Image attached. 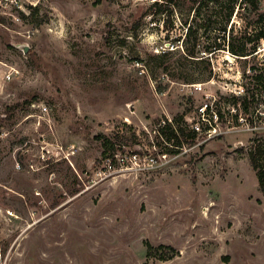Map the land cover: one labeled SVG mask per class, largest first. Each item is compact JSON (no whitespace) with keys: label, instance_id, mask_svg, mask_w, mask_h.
<instances>
[{"label":"rangeland","instance_id":"obj_1","mask_svg":"<svg viewBox=\"0 0 264 264\" xmlns=\"http://www.w3.org/2000/svg\"><path fill=\"white\" fill-rule=\"evenodd\" d=\"M154 1L0 0V264H264V192L248 160L264 142L251 80L264 0L229 18L240 0H175L163 12ZM228 35L256 51L232 54ZM180 114L177 144L157 125ZM119 145L169 159L98 175Z\"/></svg>","mask_w":264,"mask_h":264},{"label":"trees","instance_id":"obj_2","mask_svg":"<svg viewBox=\"0 0 264 264\" xmlns=\"http://www.w3.org/2000/svg\"><path fill=\"white\" fill-rule=\"evenodd\" d=\"M174 1L175 0H160L157 1L155 0L150 6L155 8L157 10V12H163L166 10V8H169L171 10V5H174ZM197 1V0H195ZM205 1V0H204ZM213 1H217V0H207V2H213ZM232 1V0H230ZM251 4L252 8L254 10H259V1L255 0H240L235 1L234 3H232V6L229 10L228 13V18L230 17L234 7L237 5L238 8H242L245 9L247 5ZM204 5H206V3L204 2ZM199 4L197 5V7L195 8V13L197 16H199L200 14V9H198ZM169 10V11H170ZM257 24L259 23L260 26L258 27V30L256 31L254 37L255 40H260V39H264V28L263 26H261V24L264 25V11H259L258 15H257V19H256ZM209 25V22L204 23L203 27L206 29ZM200 29V23L196 22V23H189L186 31H185V38H186V43L188 40L191 41H196V36H194V38H192L193 35H195L198 30ZM225 31V27L222 29ZM223 37L225 36V34L222 35ZM242 43L240 46H235V38L234 36L229 37L228 35V41H227V47L228 50L237 56H247V55H253V53L256 51V45H249L250 43V38L248 37H241ZM194 43H197L194 42ZM196 45V44H195ZM218 43H214L213 45V50L219 49L218 47ZM206 50L210 51V47H206ZM187 55L189 56H194L195 52L192 50H187ZM252 70V74H251V80L253 82V84L260 89L261 94H263L264 97V62L262 63V65L260 67H251ZM238 99H241L242 102V108L246 111L247 110V104H246V98H247V92H244V94L242 95H238L237 96ZM220 114V113H219ZM221 116V115H220ZM183 118V114H180L179 116L175 117L174 123H165L163 126H161L159 124V126L157 127V132L160 136L165 135L167 139H170V137H167V135H170L172 138H174L176 140V143L178 144V138L181 134H183V130L181 127L179 126H175L174 124H178V121H180ZM188 136H194V133L192 132V134H189ZM97 139H103V144H105V146L107 147V151L112 149L114 147V142L110 139V138H106L103 135H98L96 137ZM264 143V142H263ZM263 143H258L257 145H254V147L252 149L249 150L248 152V160L252 166V168L256 171L257 174V178H258V186L259 189L261 191L264 192V145ZM171 151H173V149H170ZM165 246L160 245L159 247H157L156 249L152 248L151 245L147 244V252H151V250H153V252H157L158 249H164ZM149 254V253H148ZM162 259H165L164 257Z\"/></svg>","mask_w":264,"mask_h":264},{"label":"built area","instance_id":"obj_3","mask_svg":"<svg viewBox=\"0 0 264 264\" xmlns=\"http://www.w3.org/2000/svg\"><path fill=\"white\" fill-rule=\"evenodd\" d=\"M9 77V75L7 76ZM195 88L200 89V86L194 85ZM207 103L203 104L199 110L201 112L202 118L206 115ZM42 113H46L47 109L45 106L41 108ZM212 116L216 117V113L212 111ZM207 115H210L207 113ZM209 122V120H208ZM169 123H172L169 121ZM161 126L165 124V121L159 123ZM159 124L157 126H159ZM194 130L199 131L200 128L196 126ZM209 136L216 132V127L209 123V127L206 129ZM111 153L105 155L101 159V167L98 169L97 174L103 176L110 175H121L124 173H143L144 171H149L158 168L159 166L165 164L167 159H169L168 153L166 151H161L157 155L152 153H140L136 150H125V147H117ZM12 215V212H8Z\"/></svg>","mask_w":264,"mask_h":264},{"label":"water","instance_id":"obj_4","mask_svg":"<svg viewBox=\"0 0 264 264\" xmlns=\"http://www.w3.org/2000/svg\"><path fill=\"white\" fill-rule=\"evenodd\" d=\"M23 49H24V51L26 52L27 49H28V47L25 45V46L23 47Z\"/></svg>","mask_w":264,"mask_h":264}]
</instances>
